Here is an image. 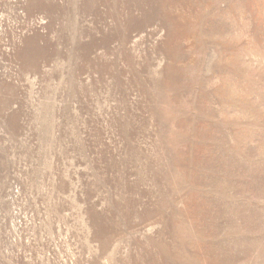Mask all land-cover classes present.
<instances>
[{
    "label": "rangeland",
    "instance_id": "374dc122",
    "mask_svg": "<svg viewBox=\"0 0 264 264\" xmlns=\"http://www.w3.org/2000/svg\"><path fill=\"white\" fill-rule=\"evenodd\" d=\"M0 264H264V0H0Z\"/></svg>",
    "mask_w": 264,
    "mask_h": 264
}]
</instances>
